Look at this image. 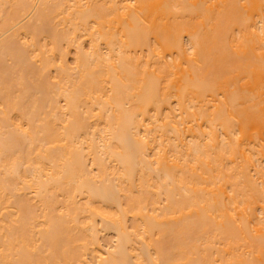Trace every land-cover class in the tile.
<instances>
[{"label":"bare ground","instance_id":"6f19581e","mask_svg":"<svg viewBox=\"0 0 264 264\" xmlns=\"http://www.w3.org/2000/svg\"><path fill=\"white\" fill-rule=\"evenodd\" d=\"M0 264H264V0H0Z\"/></svg>","mask_w":264,"mask_h":264}]
</instances>
